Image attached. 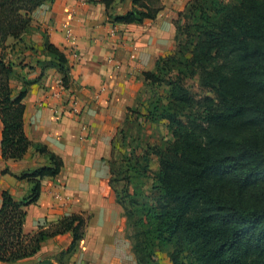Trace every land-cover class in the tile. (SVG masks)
I'll list each match as a JSON object with an SVG mask.
<instances>
[{
    "label": "trees",
    "instance_id": "obj_1",
    "mask_svg": "<svg viewBox=\"0 0 264 264\" xmlns=\"http://www.w3.org/2000/svg\"><path fill=\"white\" fill-rule=\"evenodd\" d=\"M52 1L0 0V44L26 33L31 12ZM101 1L111 22L141 23L161 9L160 0H132L129 11L116 14L109 10L114 0ZM174 40L175 48L141 73L142 87L150 88L141 116L164 122L169 136L117 166L107 160L136 264H160L158 252L170 264H264V0H187L175 19ZM43 49L49 58L40 63L41 71L56 68L69 88L65 54L47 38ZM14 74V63L1 52V156L19 160L33 148L48 164L20 174L32 182L22 199L2 191L1 262L32 257L43 240L68 231L70 252L85 224L82 215L71 214L33 234L22 232L25 207L40 193L39 179L57 175L63 162L26 137L22 99L39 78L21 77L14 91ZM188 79L196 80L200 93L188 88ZM133 106L127 112H135ZM117 132L125 137L123 129Z\"/></svg>",
    "mask_w": 264,
    "mask_h": 264
},
{
    "label": "crops",
    "instance_id": "obj_2",
    "mask_svg": "<svg viewBox=\"0 0 264 264\" xmlns=\"http://www.w3.org/2000/svg\"><path fill=\"white\" fill-rule=\"evenodd\" d=\"M186 2L160 0L161 9L153 19L119 23L109 20L101 0H53L31 12L26 33L0 44V53L20 75L19 80L10 79L14 91L22 86L21 76L39 78L22 99L26 137L63 162L57 175L39 179L40 193L25 207L22 232L33 234L71 214L85 218L83 236L72 251L67 252L72 241L68 231L43 240L32 257L0 264H136L125 237L123 209L109 185L107 160L127 108L142 87L141 73L175 48V19ZM131 7L132 0H114L109 10L123 14ZM44 38L65 54L69 88L59 85L56 68L41 71L40 63L49 58ZM70 96L78 100V115L68 111ZM2 129L0 119V207L4 190L14 200L29 193L32 182L19 179L22 172L48 164L47 157L33 148L19 160H4Z\"/></svg>",
    "mask_w": 264,
    "mask_h": 264
},
{
    "label": "rangeland",
    "instance_id": "obj_3",
    "mask_svg": "<svg viewBox=\"0 0 264 264\" xmlns=\"http://www.w3.org/2000/svg\"><path fill=\"white\" fill-rule=\"evenodd\" d=\"M12 77L20 78L19 74H14ZM23 77V76H21ZM186 84L188 88L191 91H194L195 93H200V89L197 85L196 80L194 79H188L186 81ZM149 89L148 87H141L140 94L138 96L137 106L133 108H136L135 112H132L129 110L127 112L128 120L122 124L119 129L124 130L125 137L121 139V135L117 132L115 138L113 139L112 143V154H110L109 161L114 163V165H118L119 163L125 159L124 157L129 156L130 153H141L145 148L146 145H153V144H159L163 140H165L169 136V131L165 125L164 122H148L145 121L141 114L144 112V109L147 104V98L149 96ZM136 112L139 113V115L136 117ZM136 118V119H135ZM130 119V121H129ZM118 129V131H119ZM125 141L123 142V140ZM133 157V155H131ZM151 171H155L157 169V159L156 157L152 158V162L150 165ZM151 178V177H149ZM150 180H147L146 183L149 185ZM130 233V230H128L125 226V237L128 239V234ZM129 240V239H128ZM131 243V241L129 240ZM134 255V254H133ZM156 260L160 264H170L169 259L164 252H158L155 255ZM135 259V256H134ZM136 262V261H135Z\"/></svg>",
    "mask_w": 264,
    "mask_h": 264
},
{
    "label": "built area",
    "instance_id": "obj_4",
    "mask_svg": "<svg viewBox=\"0 0 264 264\" xmlns=\"http://www.w3.org/2000/svg\"><path fill=\"white\" fill-rule=\"evenodd\" d=\"M59 85L64 89L65 87L62 85L61 80L59 81ZM77 103L78 100L75 96H70L68 97L67 101V106H68V111L73 112L74 114L78 115V110H77ZM58 116H60L59 113H57Z\"/></svg>",
    "mask_w": 264,
    "mask_h": 264
}]
</instances>
